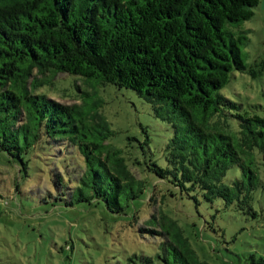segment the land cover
I'll return each mask as SVG.
<instances>
[{
    "label": "trees",
    "instance_id": "1",
    "mask_svg": "<svg viewBox=\"0 0 264 264\" xmlns=\"http://www.w3.org/2000/svg\"><path fill=\"white\" fill-rule=\"evenodd\" d=\"M260 3L0 0V153L28 177L31 152L55 156V194L47 197L57 206L104 207L130 223L141 220L139 205L153 207L148 190L163 192L150 186L154 178L166 187L163 207L139 231L162 239L158 264H206L166 209L179 197L197 206L220 201L256 217L264 191V105L223 92L236 72L261 74L243 60L250 38L239 29ZM60 74L147 102L170 130L163 164L150 137L136 147L137 157L124 156L99 100L65 105L40 92ZM133 167L147 178L139 180Z\"/></svg>",
    "mask_w": 264,
    "mask_h": 264
},
{
    "label": "rangeland",
    "instance_id": "2",
    "mask_svg": "<svg viewBox=\"0 0 264 264\" xmlns=\"http://www.w3.org/2000/svg\"><path fill=\"white\" fill-rule=\"evenodd\" d=\"M254 12V17L239 29L249 31L250 38L243 49V60L261 74L253 78L249 73L236 72L223 93L244 104L264 105V0ZM40 92L65 105L99 100L115 132L113 143L123 149V155L137 157L136 147L150 137L154 159L163 164L164 148L171 136L168 124L156 118L151 106L133 92L68 74L58 75L53 87ZM28 159L29 177L20 164L0 153V264H147L149 257L158 264L156 256L162 239L141 233L139 227L151 214L158 216L164 185L149 179L150 186L155 184L163 192L148 190V202L153 207L139 205L142 218L136 222L131 214L130 223L104 207L57 206L47 195L55 191L51 171L59 159L41 152H31ZM132 169L139 180L147 178L137 167ZM151 197L156 202L150 201ZM166 211L182 227L200 262H264V191L255 202L256 217L225 209L220 201L197 206L194 200L179 197Z\"/></svg>",
    "mask_w": 264,
    "mask_h": 264
}]
</instances>
